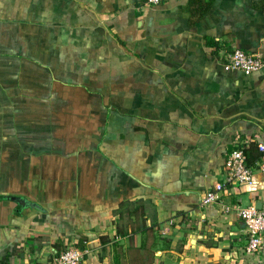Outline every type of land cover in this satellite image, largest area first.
<instances>
[{"label": "crops", "instance_id": "1", "mask_svg": "<svg viewBox=\"0 0 264 264\" xmlns=\"http://www.w3.org/2000/svg\"><path fill=\"white\" fill-rule=\"evenodd\" d=\"M187 1L0 0V261L264 264L237 216L264 213V0ZM238 142L252 184L203 205Z\"/></svg>", "mask_w": 264, "mask_h": 264}, {"label": "built area", "instance_id": "2", "mask_svg": "<svg viewBox=\"0 0 264 264\" xmlns=\"http://www.w3.org/2000/svg\"><path fill=\"white\" fill-rule=\"evenodd\" d=\"M165 0H146L147 4L156 5ZM263 61L258 55L248 54L240 49H234L222 61L224 71H239L244 75L257 72ZM246 143L234 144V149L227 155L225 161V180L215 186L213 191L207 192L201 203L209 205L216 201L220 195L231 186H249L253 182V170L247 164L245 156ZM264 153V147L261 149ZM238 218L244 224L243 251L248 256L257 255L264 245V213L254 206L239 209ZM85 250L81 246H72L58 256L39 259L33 264H79Z\"/></svg>", "mask_w": 264, "mask_h": 264}, {"label": "trees", "instance_id": "3", "mask_svg": "<svg viewBox=\"0 0 264 264\" xmlns=\"http://www.w3.org/2000/svg\"><path fill=\"white\" fill-rule=\"evenodd\" d=\"M210 7H211L210 1L188 0L187 3L185 4L184 10L187 14L189 24L195 25L197 22H199L207 14V12L210 10ZM245 154H246L245 156L248 155L247 150H245ZM247 164L250 167L252 166L251 165L252 163L249 162V156H247ZM251 168H252V170L254 169L253 166ZM58 255H59V253L56 256H58ZM0 264H6V262L0 261Z\"/></svg>", "mask_w": 264, "mask_h": 264}, {"label": "water", "instance_id": "4", "mask_svg": "<svg viewBox=\"0 0 264 264\" xmlns=\"http://www.w3.org/2000/svg\"><path fill=\"white\" fill-rule=\"evenodd\" d=\"M8 199L16 202L18 205H20L22 207H26L27 206V207L35 208V209L39 210V207L37 205L29 203V202H26V201H24L22 199H17V198H13V197H9ZM80 236L83 237V238L88 239L89 241H94L97 238V235L95 233H91V232L80 233Z\"/></svg>", "mask_w": 264, "mask_h": 264}]
</instances>
